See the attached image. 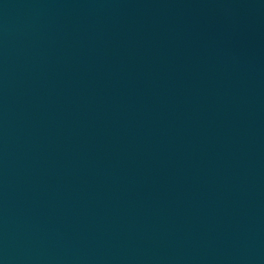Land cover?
<instances>
[{
    "label": "water",
    "instance_id": "1",
    "mask_svg": "<svg viewBox=\"0 0 264 264\" xmlns=\"http://www.w3.org/2000/svg\"><path fill=\"white\" fill-rule=\"evenodd\" d=\"M0 264H264V0H0Z\"/></svg>",
    "mask_w": 264,
    "mask_h": 264
}]
</instances>
